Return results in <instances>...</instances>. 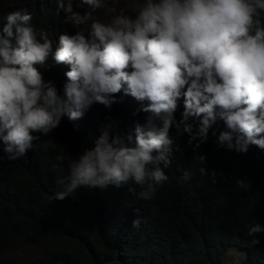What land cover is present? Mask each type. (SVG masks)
Wrapping results in <instances>:
<instances>
[{
  "label": "clouds",
  "instance_id": "obj_1",
  "mask_svg": "<svg viewBox=\"0 0 264 264\" xmlns=\"http://www.w3.org/2000/svg\"><path fill=\"white\" fill-rule=\"evenodd\" d=\"M39 2L54 3L56 24L72 32L59 33L54 47L28 10L11 11L0 22V162L26 156L64 118L78 130L76 122L93 105L111 110L130 97L139 105L133 115L144 114L125 133L103 126L90 147L68 158L66 174L53 165L60 188L53 200L110 186L152 200L169 180L165 169L178 150L173 129L176 137H189L194 152L210 136L237 154L253 146L264 152V0ZM62 65L58 87L45 71ZM42 143L47 148L51 141ZM199 159L201 176L213 184L224 177L207 169L205 155ZM235 185L252 187L247 177L235 178ZM134 211L138 228L140 210ZM247 227L251 244H260L264 225Z\"/></svg>",
  "mask_w": 264,
  "mask_h": 264
},
{
  "label": "trees",
  "instance_id": "obj_2",
  "mask_svg": "<svg viewBox=\"0 0 264 264\" xmlns=\"http://www.w3.org/2000/svg\"><path fill=\"white\" fill-rule=\"evenodd\" d=\"M30 5L0 0V22L11 11L28 10L33 25L48 31L54 47L59 33L72 32L69 25L56 24L60 12L54 3ZM65 70L63 65L54 67L45 71V78L59 87ZM137 107L130 97L111 110L93 105L76 122L78 130L64 118L26 156L0 162V264L21 244L43 249L28 264H228L231 250L245 252L239 264H264V235L258 245H252L253 237L247 235L248 225H264V152L254 146L247 154H237L218 147L210 136L194 152L189 137H176L173 129L170 135L178 150L165 169L169 180L152 200L138 199L127 186L105 191L81 188L75 199H52L60 190L53 165L59 164L66 174L68 158L81 147H90L107 124L114 131H130L134 121L143 122V113L133 115ZM44 140L51 141L47 148ZM58 155L65 160L57 161ZM200 155L206 156L209 171L224 173L216 184L199 174ZM244 177L251 182L250 191L236 188L235 178ZM129 188L140 191L136 185ZM134 209L140 210L138 228L132 227Z\"/></svg>",
  "mask_w": 264,
  "mask_h": 264
},
{
  "label": "rangeland",
  "instance_id": "obj_3",
  "mask_svg": "<svg viewBox=\"0 0 264 264\" xmlns=\"http://www.w3.org/2000/svg\"><path fill=\"white\" fill-rule=\"evenodd\" d=\"M39 1L45 0H13L21 5L34 4ZM75 6V5H74ZM123 7V4L119 5ZM103 18V13L98 14ZM43 254V249L38 245H18L14 250H11L8 254L2 257L4 264H28L32 260L38 258ZM245 252L239 250L237 253L231 250L227 256L228 264H239V261L243 259ZM243 264V263H241Z\"/></svg>",
  "mask_w": 264,
  "mask_h": 264
}]
</instances>
